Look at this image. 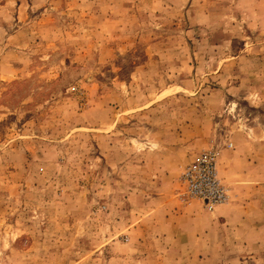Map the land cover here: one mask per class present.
<instances>
[{
	"label": "rangeland",
	"instance_id": "374dc122",
	"mask_svg": "<svg viewBox=\"0 0 264 264\" xmlns=\"http://www.w3.org/2000/svg\"><path fill=\"white\" fill-rule=\"evenodd\" d=\"M0 264H264V0H0Z\"/></svg>",
	"mask_w": 264,
	"mask_h": 264
},
{
	"label": "built area",
	"instance_id": "2783aa9c",
	"mask_svg": "<svg viewBox=\"0 0 264 264\" xmlns=\"http://www.w3.org/2000/svg\"><path fill=\"white\" fill-rule=\"evenodd\" d=\"M217 155L213 149L204 151L186 166L180 178L183 185L180 195L199 202L209 213L226 203L229 196L227 187L219 178Z\"/></svg>",
	"mask_w": 264,
	"mask_h": 264
},
{
	"label": "crops",
	"instance_id": "0c3cea01",
	"mask_svg": "<svg viewBox=\"0 0 264 264\" xmlns=\"http://www.w3.org/2000/svg\"><path fill=\"white\" fill-rule=\"evenodd\" d=\"M224 151H226V150H224ZM223 151V152H224ZM223 152H221V154L223 153ZM223 157H230L231 159H232V163H231V166H233L234 165V163L236 162V161H238V160H241V156H239V155H237L235 152H225L224 154H223ZM243 162L246 164V160L244 159L243 160ZM230 166V165H229ZM230 168V167H229ZM234 171V170H233ZM252 178H255V177H252ZM234 188V187H233ZM237 188H239V187H236V189ZM256 188H254V190H255ZM226 208H227V206H223L222 205V207L221 208H219L218 210H217V216H219V213L221 214V212H224L225 210H226Z\"/></svg>",
	"mask_w": 264,
	"mask_h": 264
}]
</instances>
